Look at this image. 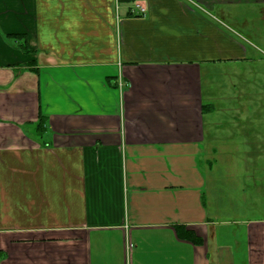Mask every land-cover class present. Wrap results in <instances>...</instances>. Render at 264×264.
Wrapping results in <instances>:
<instances>
[{
    "label": "crops",
    "instance_id": "crops-1",
    "mask_svg": "<svg viewBox=\"0 0 264 264\" xmlns=\"http://www.w3.org/2000/svg\"><path fill=\"white\" fill-rule=\"evenodd\" d=\"M251 5L0 0V264H264Z\"/></svg>",
    "mask_w": 264,
    "mask_h": 264
},
{
    "label": "rangeland",
    "instance_id": "rangeland-1",
    "mask_svg": "<svg viewBox=\"0 0 264 264\" xmlns=\"http://www.w3.org/2000/svg\"><path fill=\"white\" fill-rule=\"evenodd\" d=\"M261 8V7H260ZM235 13L239 16V21L235 22V26L240 29V31L249 37V39L255 43L258 44L259 47H261L264 50V41L262 40V38L264 37V19L262 17V13L260 12L259 7L251 5V6H238L236 8H234ZM242 21V23L244 22V20H246V24L245 25H241L240 22ZM212 76H208V78H206V83L209 84V80L213 79L211 78ZM216 79V77H215ZM213 89L214 93L216 94V86H209L208 89ZM253 91L255 92V90L253 89ZM215 103V108H216V99L214 100ZM206 121L210 123V126H212V121H216V117L214 118V115H209L206 118ZM262 128L264 130V117L262 118ZM264 156V154H263ZM207 166H206V172H207ZM208 174L210 176V181H209V189L208 191L211 190V185H216V182L212 181V174L208 171ZM214 174H216V171L214 172ZM216 177V176H215ZM253 191H250L248 196H245V203L248 206H244V212H246V218L248 217H256L257 213H262V215L264 216V191L262 194L259 195V197L255 198V196H257L256 192H254V188L252 187ZM213 193H209V198L211 199ZM215 196H216V191H215ZM255 198V200H254ZM255 202V205L252 208H249L250 205H253ZM260 215V214H259ZM232 228L236 229L238 228V232L243 228L242 227V222L240 220H238V222H231Z\"/></svg>",
    "mask_w": 264,
    "mask_h": 264
},
{
    "label": "trees",
    "instance_id": "trees-1",
    "mask_svg": "<svg viewBox=\"0 0 264 264\" xmlns=\"http://www.w3.org/2000/svg\"><path fill=\"white\" fill-rule=\"evenodd\" d=\"M11 36H13L16 39V41L18 42V46H20L21 49H23L26 52L31 51L29 46H28V40L26 39V35H24V34H13ZM205 107L207 108L208 105L206 104Z\"/></svg>",
    "mask_w": 264,
    "mask_h": 264
},
{
    "label": "built area",
    "instance_id": "built-area-1",
    "mask_svg": "<svg viewBox=\"0 0 264 264\" xmlns=\"http://www.w3.org/2000/svg\"><path fill=\"white\" fill-rule=\"evenodd\" d=\"M141 11L145 12V9L144 8H141Z\"/></svg>",
    "mask_w": 264,
    "mask_h": 264
}]
</instances>
